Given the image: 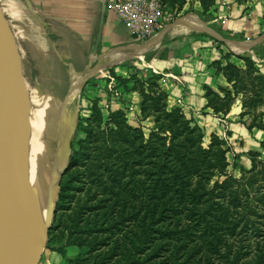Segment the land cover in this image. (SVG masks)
Returning a JSON list of instances; mask_svg holds the SVG:
<instances>
[{
    "label": "trees",
    "instance_id": "obj_1",
    "mask_svg": "<svg viewBox=\"0 0 264 264\" xmlns=\"http://www.w3.org/2000/svg\"><path fill=\"white\" fill-rule=\"evenodd\" d=\"M199 1L203 10L212 3ZM200 17L209 21L212 15ZM253 53L264 63L258 47ZM235 55L244 67L212 62L231 83V89L221 87L223 96L205 87L213 112H228L246 80L254 87L249 102L259 96L264 74L252 53ZM113 68L106 67L114 74ZM159 77L138 84L140 114L153 121L147 134L120 108L103 116L93 104L89 116L77 121L83 136L76 147L71 139L66 167L81 169L57 185L46 245L55 231L85 246L84 256L69 264H264V159L251 157L248 174L239 177L227 171L230 147L213 133L204 146L193 118L182 107L169 106Z\"/></svg>",
    "mask_w": 264,
    "mask_h": 264
},
{
    "label": "crops",
    "instance_id": "obj_2",
    "mask_svg": "<svg viewBox=\"0 0 264 264\" xmlns=\"http://www.w3.org/2000/svg\"><path fill=\"white\" fill-rule=\"evenodd\" d=\"M8 1L12 3L11 7L17 15L27 18L30 24L46 28L52 36L55 35L59 38L61 44V52H58L54 50L53 42H47L45 48L37 55L38 65L44 68L41 73L48 77L45 79L47 83L49 82V86L46 87L49 92L47 96L52 94L57 96L59 93L56 90L62 91V94H64L59 102H49L48 98L44 97L41 102L39 101L41 98L35 96L38 99L36 110L39 116H46L52 112L53 114L57 113L60 104L67 102L68 98L64 100V96L71 83L80 79L85 71L95 64L100 52L112 47L121 48L122 51H137L144 46L151 45L154 40L153 45L149 46V49L144 53V58L161 70L159 83L167 92L169 106L180 105L185 112L187 111L197 119L200 117L198 121L204 124L209 137L210 132L216 129V125L212 126V124L216 123V120L223 119L222 115L220 117L215 114L212 108L207 105V98L204 94L205 87H210L218 92L220 96H223V92L220 90L221 87L231 89V83L226 81L223 73L217 70L212 62L220 60L223 65L228 60L244 67V61L235 54L243 51L253 53L254 47H258L260 54L264 55L263 37L251 47H246L245 44H238L241 47L233 45V48L242 50L231 54L228 58H224L219 50L222 46H217L214 43L218 40H214L209 35L192 33L194 30L185 22L176 23L178 18L193 22L189 16L190 14L177 17L174 21H171L173 24L170 26H168L170 22L165 24L163 29L166 30L163 34L159 35L160 30H158L143 39L135 35L116 13L107 8L106 4L101 9V0ZM214 5L212 18L205 22L210 26H213L212 23H216L220 30L215 26L213 27L226 37L235 40H250L264 31L263 0H215ZM99 25L100 37L97 49L93 52L92 44ZM177 26L184 28L181 30L182 32L177 31ZM42 33H44L43 28L39 31V34ZM239 34L251 37L242 38L238 36ZM212 39L214 40L213 43ZM87 47L86 62L84 65H80L82 58L85 59L83 50ZM65 51H68L67 55L70 54L72 59L66 61V58H64ZM114 58L115 56H108L104 59L108 61ZM127 59L129 57L114 60L124 61ZM115 65L117 64L113 66ZM257 65L261 66L264 63H257ZM115 68L118 70L117 66ZM66 86H68L67 89ZM55 91L56 93H54ZM63 91L65 92L63 93ZM135 98L138 102L139 96L136 93ZM240 98L241 94L234 97L228 112L225 113V117L233 119L232 115L241 110ZM115 107H118V105ZM218 113L221 112L218 111ZM43 254L42 251L40 259Z\"/></svg>",
    "mask_w": 264,
    "mask_h": 264
},
{
    "label": "rangeland",
    "instance_id": "obj_3",
    "mask_svg": "<svg viewBox=\"0 0 264 264\" xmlns=\"http://www.w3.org/2000/svg\"><path fill=\"white\" fill-rule=\"evenodd\" d=\"M159 3H161L163 11L167 15L165 24L174 21L177 17H183L191 13L199 16H204L206 13L212 15L213 8L215 7V0H212V3L207 10L202 9L199 0H159ZM11 5L12 3L8 0H0V12L3 14L8 28L13 34L14 43L16 44L15 52L18 55L20 73L23 78L24 88L26 87V96L29 102H35L38 100L35 96L41 98L39 101L44 97L48 98L49 102H59L64 95L62 94V91L56 90L57 93H59L57 96L53 94L47 96L49 92L46 90V87L49 86V82L47 83L45 79L48 77L41 73V70L44 68L38 65L39 62L37 57L39 52L45 48L47 42H53L52 45L54 46V50L61 52L59 38H57V36L55 37V35L52 36L49 30L42 26L39 27L30 24L27 18L17 15ZM42 28L44 33L39 34V31L42 30ZM176 29L177 31L182 32L181 30L184 28L177 26ZM188 31H190V29H188ZM238 36H241L242 38L251 37H245L241 34ZM213 41L214 40L212 39V43ZM214 43H216L217 46H222V48H219L221 55L231 52L230 48L224 43L218 41H215ZM67 52L68 51H65V57L63 56L66 58V61L72 59L70 54L67 55ZM83 52L85 54V59L82 58L80 65H84L86 62L88 47L83 50ZM105 61L107 60H102V63H105ZM124 61L127 62L126 65L117 64L114 66V68L116 66L118 67V70L113 68L114 74L109 72L108 69H103L95 73V75L91 76L86 82H84L80 88L76 89L77 97L76 99L72 97L68 100L66 109L64 108L63 110V104L65 103H62L56 114H53L52 112L45 116L46 120H53L54 116L52 115H58L60 132L53 129L52 133L49 132L48 140L52 145H61L63 147L60 158L56 161L53 158L50 171L52 176L50 179V181H52L51 201L55 205L53 219L57 210V185L60 187L77 169H81V166L79 165H68L66 167V158L70 150L71 139L73 140V147H76L77 139L83 136L81 130H76L77 121L89 116L93 104L97 105L103 116H106L111 109H123L127 121L135 126L140 124L145 134L149 132L153 125L152 116L143 117L140 114L138 105L140 100L138 84L140 81H144L143 83L145 86V82L149 77L156 75L161 77V70L154 66L153 63L147 62L145 58L127 59ZM256 67L258 72L264 74V65L260 66L256 63ZM159 78H156V82L160 85ZM122 79H125L126 83L124 81L122 82ZM244 83L246 84V89H244L243 95H241L240 98V111L245 110L244 114H239V111L237 114L232 115V119L230 117H225V113L214 112L220 117L222 115L223 120H216V123L212 124V126L216 125L215 131L210 132V134H216L222 140L225 147H230V150L226 152L228 160L227 171H231L237 177L241 174H248L246 173V169L251 166V157L264 159V143H261V139L264 136V131L261 128L264 124V79L262 88H260V91L257 94L259 96H256V98H254V100H256L252 102H249V99H251L250 95H252L253 92V85L251 86L248 84L247 80L244 81ZM67 88L68 86H66V89ZM56 91L54 93H56ZM64 92L65 91H63V93ZM135 93L139 96L138 102H136ZM117 105L118 107H115ZM183 111L185 112L184 109ZM185 114L188 117H192L193 121L203 132L202 144L206 146L209 142L208 140H210V135L208 137V131L205 129L204 124H201L202 122L200 123L198 121L200 117L197 119L187 111ZM62 167H64L63 170ZM80 175H83V173H80ZM56 177L57 184L53 182ZM53 219L51 224L53 223ZM50 235L52 238L48 240L47 245L45 244L42 250L44 254L38 264H69V260H73L75 257L79 258L84 256L82 253L86 249L85 246L68 242L65 236L55 231L51 232ZM47 237H49V235ZM57 247H62L63 252H59L56 249Z\"/></svg>",
    "mask_w": 264,
    "mask_h": 264
},
{
    "label": "water",
    "instance_id": "obj_4",
    "mask_svg": "<svg viewBox=\"0 0 264 264\" xmlns=\"http://www.w3.org/2000/svg\"><path fill=\"white\" fill-rule=\"evenodd\" d=\"M101 3V9H103L105 7V0H101ZM189 16L193 22H198L201 26H194L191 21L183 18H178L176 23L181 21L185 22L192 30L205 33L213 39L222 41L229 46L233 53L242 50L233 48V45L245 44L246 47H251L264 37L263 31L254 39L235 40L226 37L219 30L208 25L200 16L195 14H190ZM171 24L173 23L170 22L168 26ZM165 30L162 27L159 35L163 34ZM99 37L100 25L92 44L93 52L97 49ZM152 43L151 45H153ZM149 46H144L132 52L122 51L121 48L116 47L100 52L95 64L89 67L80 79L71 83L70 88L64 96V100L71 95L73 90L80 88L95 73L105 69L108 65L122 62L115 60H120L123 57H129V59L144 58V53L149 49ZM108 56H115V60L112 59L106 63H102V60ZM24 160L22 129L13 82L6 68L0 64V264H38L53 219L55 205L51 201L52 181H50L44 217L31 245L21 255L19 251V236L23 211L22 189L25 176ZM64 167H62V170ZM56 180L57 177L53 182L57 184Z\"/></svg>",
    "mask_w": 264,
    "mask_h": 264
},
{
    "label": "bare ground",
    "instance_id": "obj_5",
    "mask_svg": "<svg viewBox=\"0 0 264 264\" xmlns=\"http://www.w3.org/2000/svg\"><path fill=\"white\" fill-rule=\"evenodd\" d=\"M192 23L198 27L201 26L198 22ZM15 45L13 34L0 12V64L6 68L13 82L24 148L25 176L22 189L23 211L19 236V251L23 255L34 240L44 217L51 179V165L53 158L55 161L60 158L63 147L54 144L53 146L48 140L49 132L52 133L53 129L59 131L58 115H52L54 116L53 120L47 119V121L45 116L37 114L38 100L29 102L26 96V87L24 88L20 73ZM237 46L241 47L240 45ZM72 97L76 99L77 91L73 90L67 102ZM67 102H65L63 110Z\"/></svg>",
    "mask_w": 264,
    "mask_h": 264
},
{
    "label": "built area",
    "instance_id": "obj_6",
    "mask_svg": "<svg viewBox=\"0 0 264 264\" xmlns=\"http://www.w3.org/2000/svg\"><path fill=\"white\" fill-rule=\"evenodd\" d=\"M106 6L140 38L151 36L167 20L159 0H106ZM252 58L256 63H261L254 53Z\"/></svg>",
    "mask_w": 264,
    "mask_h": 264
}]
</instances>
